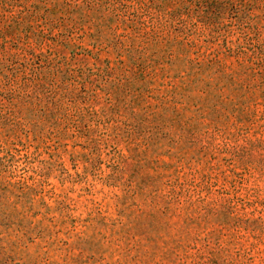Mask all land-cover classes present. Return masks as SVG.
<instances>
[{"label": "rangeland", "instance_id": "1", "mask_svg": "<svg viewBox=\"0 0 264 264\" xmlns=\"http://www.w3.org/2000/svg\"><path fill=\"white\" fill-rule=\"evenodd\" d=\"M0 264H264V0H0Z\"/></svg>", "mask_w": 264, "mask_h": 264}]
</instances>
